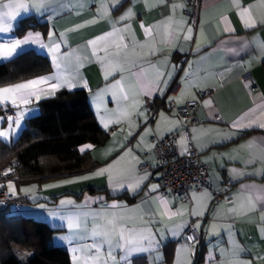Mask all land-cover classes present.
<instances>
[{"label":"crops","instance_id":"obj_1","mask_svg":"<svg viewBox=\"0 0 264 264\" xmlns=\"http://www.w3.org/2000/svg\"><path fill=\"white\" fill-rule=\"evenodd\" d=\"M26 2L28 10L10 19L12 9L4 5L15 0H0V27L7 26L0 44L32 37L11 56L0 55V63L36 50L49 56L53 66L37 78L56 76L61 87L53 93L41 85L39 99L30 97L27 104L0 103L5 106L2 129L20 133L28 118L43 112L40 101L64 89H84L101 127L111 135L103 145L81 147L100 162L92 169L7 181L6 190L16 197L13 209L55 228L50 244L67 249L73 264L74 258L82 264V253L73 249L93 244L102 246L99 264H195L200 245L186 236L192 224L206 246L204 264H230L234 252L242 264H264V201L246 210L249 195L254 200L264 196V128L259 126L264 123V0H239V7L233 0H202L195 14L184 0ZM245 8L257 20L255 27L245 25ZM24 19L41 25L16 32ZM249 72L259 83L257 91L241 79ZM176 82L181 88L169 96ZM206 90L212 94L201 98ZM149 99L156 100L157 111L147 106ZM192 100H200L194 146L211 166L219 199L207 190L159 193L156 139L182 132L179 108ZM124 112L128 115L117 119ZM181 138L185 154L188 144L185 151ZM105 168L107 172L95 174ZM109 220L123 227L125 235L128 229L145 232L153 242L145 241L147 250L129 252L118 246V236L109 237ZM109 251L114 259L108 258Z\"/></svg>","mask_w":264,"mask_h":264},{"label":"trees","instance_id":"obj_2","mask_svg":"<svg viewBox=\"0 0 264 264\" xmlns=\"http://www.w3.org/2000/svg\"><path fill=\"white\" fill-rule=\"evenodd\" d=\"M40 25L39 21L24 19L16 32ZM52 70L49 56L27 50L0 63V87L44 76ZM39 104L43 112L27 119L26 127L16 140L7 142L0 137V168L17 161L20 177L50 178L98 166L100 162L92 152H82L81 147L103 145L111 133L101 127L89 92L64 89ZM4 111L5 106L0 105V114ZM55 233L56 229L45 221L9 208L1 210L0 264H73L67 249L50 244ZM199 245L195 264H204L202 251L206 246L203 240Z\"/></svg>","mask_w":264,"mask_h":264},{"label":"built area","instance_id":"obj_3","mask_svg":"<svg viewBox=\"0 0 264 264\" xmlns=\"http://www.w3.org/2000/svg\"><path fill=\"white\" fill-rule=\"evenodd\" d=\"M169 2L176 0H167ZM186 1L191 14H195L201 6L202 0H184ZM252 91L259 89V83L252 72L241 76ZM181 88L179 82H176L170 89L168 95L176 96ZM211 90L201 93V98L210 96ZM156 100H148L147 106L157 111L159 106ZM200 100L187 101L179 108L181 116L184 118L182 132H172L165 137L156 139L158 159L156 170L159 172V193L163 196L170 194H187L192 189L207 190L212 193L214 199L222 197L221 193L216 189L211 176V166L201 159L200 153L194 146L192 138V128L197 123V111ZM183 134L186 136L188 151L182 154L179 147V139ZM143 167H148L147 164ZM7 173V174H5ZM19 170L17 169V161L11 163L7 167L0 168V211L9 208L12 211L16 197L10 194L5 187V183L10 179L18 178ZM187 238L192 242H200L202 235L197 225L192 224L186 231Z\"/></svg>","mask_w":264,"mask_h":264},{"label":"snow or ice","instance_id":"obj_4","mask_svg":"<svg viewBox=\"0 0 264 264\" xmlns=\"http://www.w3.org/2000/svg\"><path fill=\"white\" fill-rule=\"evenodd\" d=\"M233 4L236 7L240 6L239 0H233ZM6 8H11L12 11L7 13V16L10 19H15L17 15H19V12L21 10L27 11L29 7V3L26 2V0H15L14 4H8L4 5ZM174 8L176 7L175 5L173 6ZM241 16L244 19V23L247 27H255L257 20L253 17L252 12L245 8L241 10ZM168 24L169 22H165L164 28H165V36L170 35L168 32ZM7 26L5 27H0V32L6 31ZM146 32L151 34L152 29H146ZM188 32H191V29H188ZM51 36V34H50ZM32 37L29 36L27 37L24 41H15L11 42L8 44H0V55L4 57L11 56L12 53L20 46L21 43H27L29 39ZM38 38V37H37ZM190 38V37H185ZM122 41V37H121ZM166 42V41H164ZM92 44H95L96 42L93 41L91 42ZM55 48H58L59 45H54ZM117 48H120L121 45L117 44ZM123 47H127V45H124ZM119 52L115 53V55L119 56ZM70 55V54H69ZM55 81V82H51ZM41 85H49L50 90L54 93L56 90H58L61 87V84L59 82V78L56 76L52 77H42V78H37L33 79L30 81H27L25 83H21L18 85H15L14 87H7V88H0V103L5 102V101H10L13 105L17 103V100H19L21 103L27 104L29 102L30 97H36L39 99L41 92L44 91L43 88H41ZM127 99V96L124 97ZM210 103V102H209ZM128 115L127 112L121 113L120 116L117 117V119L124 118ZM163 115V114H161ZM255 121H250V123H254ZM18 123V121H17ZM12 126V122L10 120L9 122V127ZM260 127L264 128V123L259 124ZM234 127H238V125H234ZM197 130L193 129V132L195 133ZM131 134V133H130ZM5 135L3 132H0V136ZM195 138V137H193ZM180 144L184 147V150L187 151L186 147V138L182 137ZM91 147V146H89ZM81 151H84L82 148ZM130 151V150H129ZM262 153H264V149H262ZM108 169H101L97 171L95 174L96 175H102L104 172H107ZM127 171L121 173V176H126ZM7 174V173H5ZM116 186H122V182L117 184ZM9 189H11L13 186L11 182L8 185ZM152 191H155V187L151 189ZM258 201H264V196H257L255 200L252 198L251 195L248 196L247 198V209L246 210H252L256 207V203ZM172 215H175L176 213H171ZM108 225L110 227L107 229L108 235L111 238L112 236H118V246L122 248H126L129 252L131 251H140V250H147L145 246V241L148 242V244H151L153 242V237L151 235H145V232H135L132 229H128V234L125 235V229L121 227L118 223H116L114 220H109ZM81 252L82 253V264H99L100 260V253L102 251V246L93 244V245H87L85 248L81 249H73V252ZM238 251V250H237ZM108 258L114 259L112 257V253L109 251L107 253ZM74 264H80L79 261H75L74 258ZM104 264H107V260H105ZM221 264H224L222 261ZM230 264H242V262L239 260L237 252L233 253V258L230 262Z\"/></svg>","mask_w":264,"mask_h":264},{"label":"rangeland","instance_id":"obj_5","mask_svg":"<svg viewBox=\"0 0 264 264\" xmlns=\"http://www.w3.org/2000/svg\"><path fill=\"white\" fill-rule=\"evenodd\" d=\"M1 115L2 114H0V132H3L5 135H3V136H0V137H2L4 140H6L7 142H11V141H13V140H16L18 137H19V135H20V133L18 132V131H11V130H3L2 129V121H1ZM18 132V133H17Z\"/></svg>","mask_w":264,"mask_h":264}]
</instances>
